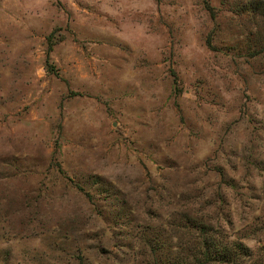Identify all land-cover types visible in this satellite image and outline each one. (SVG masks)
<instances>
[{
  "label": "rangeland",
  "instance_id": "obj_1",
  "mask_svg": "<svg viewBox=\"0 0 264 264\" xmlns=\"http://www.w3.org/2000/svg\"><path fill=\"white\" fill-rule=\"evenodd\" d=\"M0 264H264V0H0Z\"/></svg>",
  "mask_w": 264,
  "mask_h": 264
},
{
  "label": "trees",
  "instance_id": "obj_2",
  "mask_svg": "<svg viewBox=\"0 0 264 264\" xmlns=\"http://www.w3.org/2000/svg\"><path fill=\"white\" fill-rule=\"evenodd\" d=\"M212 246L210 247V245L209 246L207 245L204 248V251L202 253V256L204 257V259H207V260L218 259V260H223L224 262H227L228 258L233 256V255H229L227 253L226 249L215 248V250H214V247H212ZM233 249L238 254L246 255L243 251H241L243 249L239 245H234Z\"/></svg>",
  "mask_w": 264,
  "mask_h": 264
}]
</instances>
